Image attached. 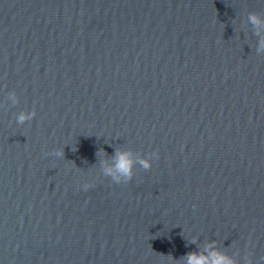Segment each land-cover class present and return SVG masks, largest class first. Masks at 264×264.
I'll list each match as a JSON object with an SVG mask.
<instances>
[{
  "label": "water",
  "instance_id": "obj_1",
  "mask_svg": "<svg viewBox=\"0 0 264 264\" xmlns=\"http://www.w3.org/2000/svg\"><path fill=\"white\" fill-rule=\"evenodd\" d=\"M262 44L264 0H0V264H264Z\"/></svg>",
  "mask_w": 264,
  "mask_h": 264
},
{
  "label": "clouds",
  "instance_id": "obj_2",
  "mask_svg": "<svg viewBox=\"0 0 264 264\" xmlns=\"http://www.w3.org/2000/svg\"><path fill=\"white\" fill-rule=\"evenodd\" d=\"M253 23H256V17H250ZM264 47V44H262ZM34 115V114H32ZM26 117L21 115L19 117L20 123L25 121ZM56 155L61 156L63 155L62 152L56 153ZM154 158L158 157L157 153H153ZM115 169L118 175L113 176L112 171L108 170L107 175L112 177V180L116 184H126L130 182L133 177V167L134 162L130 159V154L126 152L117 153L115 156ZM142 167L146 170H150L152 167V162L147 160H142L141 162ZM93 187L92 184H85L84 189L87 191L89 188ZM187 264H238L237 261L233 260L231 257L227 256L226 254L220 252H213L211 260H209L206 256L197 253H188L187 254ZM247 264H252L251 260L247 261Z\"/></svg>",
  "mask_w": 264,
  "mask_h": 264
}]
</instances>
